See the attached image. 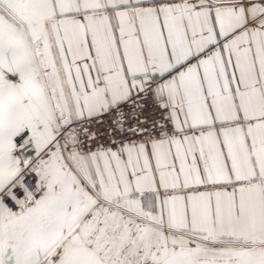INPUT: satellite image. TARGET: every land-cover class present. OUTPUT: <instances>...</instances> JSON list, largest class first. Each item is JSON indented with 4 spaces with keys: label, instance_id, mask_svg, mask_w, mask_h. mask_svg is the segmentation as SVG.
<instances>
[{
    "label": "snow or ice",
    "instance_id": "6c2138e0",
    "mask_svg": "<svg viewBox=\"0 0 264 264\" xmlns=\"http://www.w3.org/2000/svg\"><path fill=\"white\" fill-rule=\"evenodd\" d=\"M0 264H264V0H0Z\"/></svg>",
    "mask_w": 264,
    "mask_h": 264
}]
</instances>
